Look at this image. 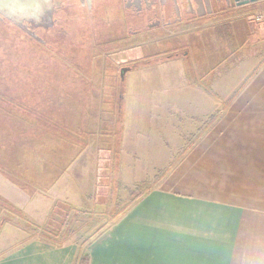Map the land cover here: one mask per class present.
I'll list each match as a JSON object with an SVG mask.
<instances>
[{"label": "rangeland", "instance_id": "obj_1", "mask_svg": "<svg viewBox=\"0 0 264 264\" xmlns=\"http://www.w3.org/2000/svg\"><path fill=\"white\" fill-rule=\"evenodd\" d=\"M79 1L70 0L71 6L61 5L57 20L52 11L48 12L47 18L42 17L45 29H35L37 34L30 30L32 25L23 23H34L29 19L33 16L30 11L16 10L20 7L15 6L14 0L0 6L3 17L10 20L0 22V101L6 105L1 108L9 114L13 110L11 104L17 100L30 106L32 101L50 96L53 101H64L69 115L72 110L76 112L69 128L53 131L54 149L60 155L69 151L66 159L45 165L21 152L25 169L31 171L24 180L36 181L33 186L18 187L8 179L11 168L14 176L21 171L19 164L9 166L10 147H3L0 197L17 212L13 216L0 204V217L8 219L0 228L2 237L8 239H0V258L26 241L37 240L55 247L76 244L78 252L73 264H77L79 258H89V244L135 201L150 188L166 186L173 177L181 178L187 188L201 180L203 184L227 188L246 184L247 134L264 132V76H260L263 41L254 38L244 47L247 58L262 56L246 72L240 66L248 59H228L230 52L217 49L221 27H209L207 35L198 28L191 30V25L189 29H178L177 24L152 29L149 42H144V34L112 40L116 35L123 36L126 29L120 20V5L110 3L103 9L96 5L90 15L87 11L92 3H87L85 9ZM253 14H245L249 25L264 20V12L259 21L252 19ZM179 30H189L183 40L196 34L200 37L193 36L187 45L167 37ZM29 32L34 33V39ZM215 32L213 39L210 34ZM202 41H207L203 44L204 60L199 53ZM117 49L120 52L115 54ZM184 52L187 60L164 63L174 55L181 58ZM118 53L124 56L119 57ZM215 55L219 60L212 59ZM127 63L128 70L121 77L120 69ZM36 91L40 92L37 97ZM5 113L0 110V136L17 141L33 135L38 139V148L46 137L39 130L24 132V122L17 123L12 120L13 113ZM65 143L71 147L67 152ZM140 146L149 148L151 153L140 158V163L137 159L139 170L125 172L123 167L129 165L125 156L120 157L121 149L123 155L130 157L127 152L131 149L144 150ZM165 146L171 150L170 160L150 173L147 160L154 158L156 162L163 158ZM195 149L198 161L193 166L186 151ZM137 153L140 156L143 151ZM83 171L92 190L82 197L81 203H71L74 194L68 193L67 186L76 185L77 189L79 182L75 180ZM141 175L145 177L140 179ZM58 180L65 188L59 189L61 194L58 189L54 194L52 186ZM16 217L36 229H23ZM48 224L62 228L48 237L39 230Z\"/></svg>", "mask_w": 264, "mask_h": 264}, {"label": "crops", "instance_id": "obj_2", "mask_svg": "<svg viewBox=\"0 0 264 264\" xmlns=\"http://www.w3.org/2000/svg\"><path fill=\"white\" fill-rule=\"evenodd\" d=\"M86 2L91 3V0ZM226 2V11L219 17L207 21L193 19L180 23L178 29H189L191 25V30L198 28L209 35V27L223 28L219 32V38L214 36L217 32L210 34L213 39H217V49L230 52L228 59H248L240 66L248 72L247 69L253 68L262 56L247 58L244 47L251 44L254 38L264 43V20L254 26L249 25V18L245 14L264 12V0ZM32 5L33 3L30 6ZM256 6L258 9L253 8ZM124 26V35L129 28H135L127 24ZM146 32L147 35L140 32L135 36L144 34V42H149L152 38ZM188 32L189 30H179L167 37H174L186 43L185 45L193 36L200 37L196 34L183 40L182 37L189 34ZM201 43L199 53L203 56V44H207V41ZM119 49L114 51L115 54L120 52ZM122 54L118 53L119 57L124 56ZM177 57L178 55L168 57L164 63L170 60L181 62L182 58H188L186 52L181 58ZM202 58L204 60V56ZM218 58V55L212 57L214 61L219 60ZM263 64L262 60L260 76H264ZM196 68L201 69L200 66ZM247 136L246 184L227 188L222 185L203 184L201 180L187 188L181 178L173 177L166 186L150 188L110 228L89 244V264H264V132L261 131L259 135L249 133ZM141 148L144 150L136 148L137 151H143L140 156L141 152H134L133 149L132 152H127L130 157L123 155L121 149L120 157L125 156L129 165L128 168L123 167L125 172L139 170L137 159L140 163V158L147 152L151 153L147 151L149 148ZM162 152L163 158L156 162L153 161L154 158L147 160L152 168L150 173H155L157 167L165 166L166 161L170 160L171 150L165 146ZM186 152L191 158L189 163L195 166L198 161V155H194L196 149ZM69 171L70 167L67 173ZM85 171L75 180L79 182L77 189L76 185L75 189L71 185L67 186L68 193L74 194L70 199L71 203H81L82 197L89 195L92 190V183L88 184ZM142 175L140 179L145 177ZM59 180L52 186L55 187L54 194L57 189L59 194L62 191L59 189L65 188ZM35 196H39V193ZM4 237L0 233V239L8 241ZM77 249V245L73 243L55 247L49 243L30 240L7 252L0 258V264H73Z\"/></svg>", "mask_w": 264, "mask_h": 264}, {"label": "trees", "instance_id": "obj_3", "mask_svg": "<svg viewBox=\"0 0 264 264\" xmlns=\"http://www.w3.org/2000/svg\"><path fill=\"white\" fill-rule=\"evenodd\" d=\"M39 91H36L34 95H39ZM2 98V97H0ZM42 98V97H40ZM21 100V99H20ZM20 100L15 101V103L11 104V107L13 110L9 113L6 114L5 111L1 108L3 106V102L1 99L0 103V110L5 113V115L10 116L13 113L12 120L17 122V123H23V131H29L32 129L33 133L37 130H39V133H41V136L46 137L43 142L36 147L37 143V138L32 135L31 139L28 140H19L17 138V141H12L7 138V136H0V162L4 160L5 157V150L3 147L7 146L10 147L9 150L10 152L7 153L9 159H8V164L11 167H16L18 164L20 165V171L21 173L16 174L15 176L13 175V170L11 168V174H9V180H11L14 184H16L18 187L24 186L27 184L28 186H33L37 184L36 181H25L24 179L26 178V175H30L31 171L29 169H25V164L22 161V155L29 156L30 159L32 158L33 161H39L42 164H47V165H54L56 160H64L66 159V155L69 152L68 150L71 148L70 144L67 145L65 143V149L64 151H68L66 154L63 152L61 155L55 151L54 149V141L53 137L54 132L53 131H59L60 129L57 130L59 127L63 128H69L70 124L72 123V118L75 116L76 112L75 110L71 111V115H69V109L65 105V102H60L59 99L58 101H53V98L50 96H45L43 97L42 101L36 100L32 101L33 104L30 106L24 105ZM38 102H41V104H38ZM45 102L43 105L42 103ZM6 105L4 104L3 107ZM71 107V106H70ZM78 108H76V111ZM83 116V115H82ZM13 122V123H15ZM39 122H43L41 126L36 128ZM74 128V127H71ZM26 129V130H24ZM67 135V134H65ZM16 140V139H15ZM22 152V155H21ZM10 168V167H9ZM1 173H3V170H0ZM139 196H135V199L138 198ZM0 204L4 205V207L8 208L9 210L12 211L13 216H16V210L13 206L7 205V202L4 201L0 197ZM18 210V209H17ZM17 218V224L22 226L23 229L25 230H35L36 226L33 224H26L22 223V219ZM6 219L5 217H0V228L1 224L5 222ZM12 222V221H11ZM15 223V220H13ZM58 226V225H57ZM55 228V229H54ZM62 226L55 227V225H45V227L39 229L41 234H45L48 237H52V234H55L56 231L60 230ZM46 238V237H45ZM89 258L88 256H83L82 258L78 259L77 264H88Z\"/></svg>", "mask_w": 264, "mask_h": 264}, {"label": "flooded vegetation", "instance_id": "obj_4", "mask_svg": "<svg viewBox=\"0 0 264 264\" xmlns=\"http://www.w3.org/2000/svg\"><path fill=\"white\" fill-rule=\"evenodd\" d=\"M37 4L34 3L32 5V9L30 13L33 16H30L31 22H23L27 26L31 27V31L35 32V29L41 28L42 30L45 27L42 26L43 20L42 17L47 18L48 12L52 11L53 18L57 20L58 13L62 10L61 5H70V0H37ZM77 2L78 0H71ZM210 8L208 9L203 0V12L202 14H198L197 7L194 2L189 5L187 0H176L177 10L175 7L174 0H91L93 7L90 11H87L88 14L92 15L95 10L96 5L102 6V9L107 7L110 3H116L120 5V9L122 10V20L123 23L130 25L131 27H135L134 29L129 28L126 35L122 37H118V35L112 37V40L121 41L123 39L129 38L138 33H144L147 35L150 30L155 28H166L173 27L180 23L190 22L193 19H202V21H207L210 19H214L217 16L222 15L227 8L228 3L226 0H209ZM64 2V3H63ZM80 5L86 9V0L79 1ZM71 6V5H70ZM100 9V8H99ZM62 12V11H61ZM24 15V14H23ZM89 15V16H90ZM88 16V17H89ZM6 20V21H5ZM10 21L3 17L2 12H0V22ZM29 27H27L29 29ZM33 33V32H32ZM36 33V32H35ZM34 34V33H33ZM37 34V33H36ZM28 35L34 39L33 35L28 33ZM127 64L122 65V67H127ZM121 67V68H122ZM128 67H131L129 65ZM128 70V69H127ZM124 79V78H123ZM122 79V80H123Z\"/></svg>", "mask_w": 264, "mask_h": 264}, {"label": "water", "instance_id": "obj_5", "mask_svg": "<svg viewBox=\"0 0 264 264\" xmlns=\"http://www.w3.org/2000/svg\"><path fill=\"white\" fill-rule=\"evenodd\" d=\"M6 1H13V0H0V6L2 3L6 2ZM37 0H14V3L18 2V4L15 3V6L17 7H20V8H16V10H18L19 12H23V11H30L32 9V7L30 6L32 3H36ZM189 5H191L192 2H194V4L196 5L197 7V12L198 14H202L203 12V0H187ZM174 3H175V7H176V10L178 9L177 8V3H176V0H174ZM205 3H206V6L207 8L209 9L210 8V1L209 0H205ZM3 5V4H2ZM2 7V6H1ZM0 12H2V9H0ZM253 19V18H252ZM31 35L34 36V34L32 32H29ZM128 68L126 67H122L120 69V76L123 77L126 70Z\"/></svg>", "mask_w": 264, "mask_h": 264}, {"label": "built area", "instance_id": "obj_6", "mask_svg": "<svg viewBox=\"0 0 264 264\" xmlns=\"http://www.w3.org/2000/svg\"><path fill=\"white\" fill-rule=\"evenodd\" d=\"M263 18V16H262V14L260 13V12H257V13H254L253 14V19L255 20V21H259V20H261Z\"/></svg>", "mask_w": 264, "mask_h": 264}]
</instances>
